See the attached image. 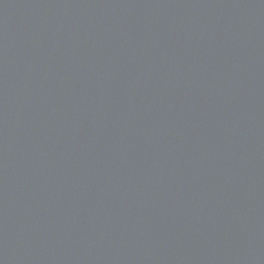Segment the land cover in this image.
Returning <instances> with one entry per match:
<instances>
[{"label":"water","instance_id":"95a60500","mask_svg":"<svg viewBox=\"0 0 264 264\" xmlns=\"http://www.w3.org/2000/svg\"><path fill=\"white\" fill-rule=\"evenodd\" d=\"M0 264H264V0H0Z\"/></svg>","mask_w":264,"mask_h":264}]
</instances>
